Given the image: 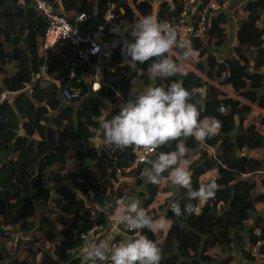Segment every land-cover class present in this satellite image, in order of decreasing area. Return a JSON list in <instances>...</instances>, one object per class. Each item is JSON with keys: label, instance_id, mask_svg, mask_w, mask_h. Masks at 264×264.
Wrapping results in <instances>:
<instances>
[{"label": "trees", "instance_id": "1", "mask_svg": "<svg viewBox=\"0 0 264 264\" xmlns=\"http://www.w3.org/2000/svg\"><path fill=\"white\" fill-rule=\"evenodd\" d=\"M134 1L141 15L153 14L156 0ZM210 1L215 7L211 8L209 31L204 39L189 41V62L201 59L211 46H222L229 40L230 23L225 11L228 1ZM113 2L117 3V12H124L127 32L117 46L105 48L103 80L109 85V102H117L118 92L124 103L152 83L147 75L150 62L139 65L144 75L124 65V43L132 39L128 26L137 22L136 13L119 0H100L99 19ZM65 6L71 21L84 12L85 25H94L96 0H66ZM180 9L181 0H175L174 7L162 4L158 20L176 18L179 21ZM0 14L3 24L0 26V237L7 241L6 245L0 243V264H75L80 259L72 260L69 249L80 244L78 223L86 218L85 226L89 225V203L93 208H100L97 221L108 223L105 210L109 212L108 206L114 207L116 201L113 192L108 195L107 189L114 187L118 167L127 168L126 176L136 178L140 187L139 205L154 218L162 216L156 207L162 182L147 183L143 168L133 167L138 159L134 149L120 150L104 141L99 122L105 104L93 95L88 96L83 81H74L76 85H84L80 99L67 102L61 98L60 91L69 80L65 67L69 55L52 50L48 57L39 54L45 24L39 20L31 0H0ZM234 15L239 18L235 55L225 62L211 55L207 56L206 64H197L200 72L218 85L195 71L156 78L152 85L166 88L173 81H181L189 91L195 88L198 95L193 101L198 102L201 119L215 117L220 123L218 134L205 142L194 138L185 141L193 187L209 182L202 180L203 175L213 174L219 186L215 197L198 214L177 218L170 204L178 201L183 208L186 190L180 188V195L164 204L168 229L155 233L141 230V234L156 241L161 248V264H259L261 261L246 249L242 250L244 260L231 250L241 243L255 244L260 234L264 237V194L255 195L258 182L244 176L264 169V113H255L251 105L264 109V92H260L264 88V0H249ZM74 52L69 45V54ZM43 68L50 77L37 78ZM57 71L60 77L53 75ZM62 76L65 79L59 86L56 79ZM28 86H32V92ZM12 92L14 100L9 95ZM3 93L8 94L6 99H2ZM84 98L88 100L79 106L77 103ZM119 111V106L112 108L113 114ZM20 129H24L25 135H19ZM95 137L103 142L102 155L93 143ZM176 143L154 150L149 158L154 159L160 151L175 150ZM247 143L256 145L250 155L242 153ZM70 159L74 160L72 164ZM88 159L92 160L90 166L86 163ZM167 175L165 172L163 179ZM65 181L76 189L62 185ZM56 184L62 186L61 197L52 208ZM126 190L132 193L131 185L127 184ZM16 231L23 232L25 238H20L15 246ZM48 243L53 244V251L46 248Z\"/></svg>", "mask_w": 264, "mask_h": 264}, {"label": "clouds", "instance_id": "2", "mask_svg": "<svg viewBox=\"0 0 264 264\" xmlns=\"http://www.w3.org/2000/svg\"><path fill=\"white\" fill-rule=\"evenodd\" d=\"M128 30L132 39L124 43L125 66L144 75L139 65L150 62L147 66L150 79L186 75L184 62L191 54L190 42L180 37L175 27L154 15H144L129 25ZM196 95L195 88L189 91L181 81H173L166 88L149 86L134 99L128 98L118 114L112 113L110 104L108 113L103 114L99 122L100 134L108 145L120 150L132 148L139 153L140 161L148 165L143 170L148 182L159 185L167 172L172 186L186 190L183 208L178 201L170 204L177 218L198 214L203 205L215 197L219 187L215 180L193 187L185 141L194 138L202 143L220 130L215 117L201 119L198 102L193 101ZM171 142H177L175 150L160 151L154 159H145L144 151L156 150ZM108 208V218L113 224L123 226L134 235L121 233L122 238L117 243L86 241L81 264H99L105 259L110 264H161V248L156 241L141 234V230L155 233L165 227L166 220L154 218L137 200L128 197L118 199L114 207L109 205ZM114 230L120 232L119 227Z\"/></svg>", "mask_w": 264, "mask_h": 264}, {"label": "built area", "instance_id": "3", "mask_svg": "<svg viewBox=\"0 0 264 264\" xmlns=\"http://www.w3.org/2000/svg\"><path fill=\"white\" fill-rule=\"evenodd\" d=\"M203 3L199 0H183L182 11L179 16V21L166 20V22L176 28L180 37L187 41H191L194 38L204 39L207 36L210 27V21L212 19L213 11L211 8L215 7V3L210 0ZM31 3L35 6L39 13V19L45 24L44 40L39 46V54L41 56L48 57L51 48L61 42L69 43L76 53V58L72 59L67 68L69 72V80L67 84L62 87L60 91L61 98L64 101H76L80 99L83 93V86L76 85L74 83L75 79L78 77V72L81 68H84L90 83V86L94 92H101L103 90L108 91V85L102 81V43L107 38L111 37L114 33H119L122 30V20L118 12L115 11L114 5L112 8L107 9L103 17L99 19L98 23L88 27L85 25L87 20L86 13H79L73 21H71L67 15H64L58 8L56 2L49 0H31ZM197 11L196 14H192ZM137 12V11H136ZM138 14V12H137ZM195 16V18H194ZM141 17V16H140ZM187 21L186 24L184 22ZM47 75L46 69L37 74V78H45ZM107 89H104V87ZM29 92L33 91L32 86H28ZM12 99H15V93H10ZM7 93L2 94V99H6ZM117 99L123 101V97L117 96ZM221 110H224L223 108ZM83 145L86 143L83 141ZM154 150L144 151L145 159H148ZM111 155V153H110ZM138 161L139 153H138ZM127 168L118 167L116 170V180L114 187H108L107 194L110 195L113 192V198L117 201L120 198L128 197L131 199V195L126 190L125 182L127 181L126 172ZM61 185L56 184L53 191V201L50 203V207H56V199L60 196ZM88 208L91 209L89 216V225H86V218H82L78 225L81 229L78 231V236L80 238V244L69 249V254L74 259H80L82 256V249L85 242H100L104 241L106 243H117L121 240V233H128L123 226L114 225L113 222L108 218V211H105L108 223L103 224L97 221L96 216L99 207L92 206L91 203L88 204ZM112 223V226L110 224ZM119 227L120 232L117 233L114 228ZM92 228L94 231L89 232ZM120 234V235H119ZM84 236V239L82 237ZM20 238H25L23 232L16 231L14 233V242L16 246ZM33 235L29 236L32 239ZM264 247V237L260 234L258 241L255 244H249L247 246V251L253 257L261 258L259 264H263L264 253L262 248ZM46 248L49 251H53L54 246L52 243H48ZM42 257L39 254L38 259ZM75 264H81L76 262ZM99 264H110L108 259H105Z\"/></svg>", "mask_w": 264, "mask_h": 264}, {"label": "crops", "instance_id": "4", "mask_svg": "<svg viewBox=\"0 0 264 264\" xmlns=\"http://www.w3.org/2000/svg\"><path fill=\"white\" fill-rule=\"evenodd\" d=\"M200 1V0H199ZM227 6L225 7V11L227 13V17H228V20H229V23H230V27H229V40L226 44L222 45V46H211L209 48V51L207 52V54L205 56H203L201 59L197 60V61H194V62H189V61H185L184 64H185V68H189L190 71H195L196 73H198L199 75H201L204 79L208 80V81H211L213 84L215 85H218L217 82L215 81H212L210 80L206 74H203L200 72V70L197 68V64L199 62H203V63H207V56H211V55H214L216 57V59L220 62H225L227 59L229 58H232L234 55H235V50H234V45L236 43V33H237V21H238V17H235L234 15V12L238 9H241L245 6V4L249 1V0H227ZM64 2V5L66 4V0H63ZM120 3L124 2V3H127L133 10L134 12L136 13V19L137 21L139 20L140 16H143L140 14V12L137 10L136 8V5H135V1L134 0H119ZM155 2H161L160 3V6H159V10H160V7L162 6V4H167V5H170L172 7L175 6V0H156ZM154 2V3H155ZM182 2L183 0H181V9H180V13L182 11ZM59 0H57L56 4H57V8L62 12V9L60 7V4H59ZM153 3V4H154ZM31 5L35 8V6L33 5V3H31ZM114 5V9H116L117 7V3L116 2H113L111 4V6L108 8H112V6ZM36 9V8H35ZM65 9H66V6H65ZM159 10H158V17H159ZM37 11V10H36ZM107 11V10H106ZM105 11V12H106ZM116 11V10H115ZM138 14H137V12ZM38 12V11H37ZM67 12V11H66ZM117 12V11H116ZM119 13V12H118ZM123 10L121 11L120 16H121V20H122V30L119 32V33H114L111 37L107 38L106 40L103 41L102 43V68L104 69V65H103V55H104V50L106 47L108 46H117L118 43L123 39H121V34L122 32L124 31V29H126V32H127V23L125 21V18H124V15H123ZM197 11H195L194 13L192 14H196ZM104 15V14H103ZM153 15V14H152ZM180 16V15H179ZM103 17V16H102ZM101 17V18H102ZM100 18V19H101ZM176 19V18H175ZM40 20V19H39ZM174 20V19H173ZM41 22H43L42 20H40ZM187 21L184 22V24H186ZM125 32V33H126ZM125 35V34H124ZM124 37V36H123ZM69 43H66V42H61V43H58L57 45H55L53 48H51L52 51L54 52H57V53H61L63 52L64 54H68L69 55V58H68V62L67 64L65 65V67L67 68L69 62L72 60V59H75L76 58V53L74 52L73 54H69ZM50 50V51H51ZM75 50V49H74ZM178 51V50H177ZM50 53V52H49ZM192 63V64H190ZM194 64V65H193ZM68 69V68H67ZM103 69H102V81L108 85L107 82H105L103 80ZM43 70V69H42ZM190 71H186V74L189 73ZM262 72L264 73V67L262 69ZM54 76L55 75H58L59 77L61 76V74L59 73V71H57L56 73L53 74ZM50 77L49 75H46L45 78H48ZM65 79V77H61V78H58L56 79V82L58 83L59 86L62 85V80ZM78 79L79 81H83L84 85L87 86V89L89 91V95H93V97H96L98 98L99 100H101L104 104H105V110H104V113H108V106L111 104L112 108H115L117 106L121 107V105L123 104V101L117 99V102L116 103H111L109 102V100L107 99L108 98V95H109V87H108V91L107 90H103L101 92H94L90 86V83H89V80H88V77H87V74H86V71L84 68H81L78 72V77L76 78ZM82 79V80H81ZM154 80L155 79H151L152 83L150 85H148L147 87L149 86H152L154 84ZM82 85V86H84ZM109 86V85H108ZM146 87V88H147ZM104 89H107V87L105 86ZM260 92H264V88L260 90ZM230 94L244 102H247L249 103L248 101L244 100L243 98L239 97L237 94H234L232 92H230ZM120 95V93L117 92L116 94V97ZM122 96V95H121ZM88 98V97H87ZM87 98H84L82 100H79V102L77 103L79 106H81L83 103H85L88 99ZM254 108H255V113L257 112H263L264 113V109L256 106V105H253L251 104ZM78 107V106H76ZM221 111H224V110H221ZM100 138V137H99ZM248 139L250 140L251 139V135H248ZM256 146V145H255ZM254 145H250L247 143L246 147L244 148L243 150V154L244 155H250L252 150L254 149L255 147ZM100 148L102 149V152H103V142L100 138ZM136 152V151H135ZM137 154V158H138V152H136ZM74 162L73 159H70V164H72ZM87 166H90L92 164V160L91 159H88L87 160ZM133 167H141L143 168L142 169V172L144 170V168L146 166L142 165L138 159H136L133 163ZM244 176L246 177H253L255 178V180L258 182V187L256 188V191H255V195H260V194H264V186H262L263 184V181H264V169H261V170H258L256 171L255 173H246ZM143 177H145V179L147 180V183H148V179L147 177L143 174ZM214 178V175L213 174H205L202 176V180L204 181H211L213 180ZM62 184V183H61ZM60 184V185H61ZM131 185V190H132V193H130L131 195V199H134V200H137L138 201V191L140 189L139 185L137 184V181H136V178L135 177H132V176H128L127 177V181L125 182V185ZM64 186H70V188L72 190L76 189V187H74L73 185H71V183L68 181H65L63 182ZM162 189H161V192L158 194L157 198H156V207H158L160 213H161V217H163L165 220H166V225L163 229L167 230L168 227H169V220L166 218L165 216V213H166V209H165V206L164 204L167 202V201H173L174 198L177 196V195H180V188L179 187H175V186H172L171 183L168 181L167 178L163 179L162 180ZM146 188V185L145 187H143L142 189H145ZM60 196V195H59ZM61 197V196H60ZM263 206H264V200L262 202ZM163 205V206H161ZM50 207H48L49 209ZM264 214V212H263ZM249 225H251V222L248 223ZM123 234H128L130 235L129 233H123ZM120 235V234H119ZM122 236V235H120ZM250 243H241L239 244L238 246H235L233 247V249L231 250L232 253L236 254L237 256H239L242 252L243 254V249H246L247 250V246L249 245ZM242 248V249H241ZM240 253V254H238ZM240 257V256H239Z\"/></svg>", "mask_w": 264, "mask_h": 264}, {"label": "water", "instance_id": "5", "mask_svg": "<svg viewBox=\"0 0 264 264\" xmlns=\"http://www.w3.org/2000/svg\"><path fill=\"white\" fill-rule=\"evenodd\" d=\"M99 1L100 0H96V6H95V15H94V25L95 24H97L98 23V21H99ZM59 4H60V7H61V9H62V13L64 14V15H67V12H66V9H65V5H64V2H63V0H59ZM160 3L161 2H155L154 4H153V15L154 16H156L157 17V19H158V10H159V6H160ZM0 26L1 27H3V24H2V20H1V14H0ZM125 32H126V29H124V31L122 32V34H121V39L123 38V36H124V34H125ZM236 122H237V124L239 123V117L238 116H236ZM19 135H25V131H24V129H20V131H19ZM94 141H96V143H94ZM93 143H94V145L97 147L98 146V144H99V146L97 147L98 148V152H99V154L100 155H102V149L100 148V138L99 137H95L94 139H93ZM191 173H192V171H191ZM204 206V205H203ZM202 209V208H201ZM201 211V210H200Z\"/></svg>", "mask_w": 264, "mask_h": 264}, {"label": "rangeland", "instance_id": "6", "mask_svg": "<svg viewBox=\"0 0 264 264\" xmlns=\"http://www.w3.org/2000/svg\"><path fill=\"white\" fill-rule=\"evenodd\" d=\"M190 64H192V63H190ZM193 65H194V64H193ZM186 71H190V69H189V68H186ZM227 92H228V91H227ZM229 93H230V92H229ZM105 211H108V210L106 209ZM110 226H112V223L110 224ZM59 228H60V227H59ZM0 243H1L2 245H6L7 241H6L5 238L0 237ZM238 254H240V253H238ZM239 256H240V258H242V259L244 260V257H243L242 252H241V254H240Z\"/></svg>", "mask_w": 264, "mask_h": 264}]
</instances>
